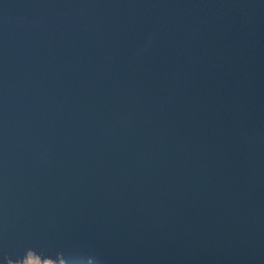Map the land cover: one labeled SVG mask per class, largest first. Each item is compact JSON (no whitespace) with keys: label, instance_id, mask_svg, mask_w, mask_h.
I'll list each match as a JSON object with an SVG mask.
<instances>
[{"label":"water","instance_id":"water-1","mask_svg":"<svg viewBox=\"0 0 264 264\" xmlns=\"http://www.w3.org/2000/svg\"><path fill=\"white\" fill-rule=\"evenodd\" d=\"M264 264V0H0V264Z\"/></svg>","mask_w":264,"mask_h":264},{"label":"rangeland","instance_id":"rangeland-1","mask_svg":"<svg viewBox=\"0 0 264 264\" xmlns=\"http://www.w3.org/2000/svg\"><path fill=\"white\" fill-rule=\"evenodd\" d=\"M12 264V263H10ZM15 264H62L61 261H51V260H43L41 261L38 257H36L32 252H28L26 257L21 262H17Z\"/></svg>","mask_w":264,"mask_h":264}]
</instances>
